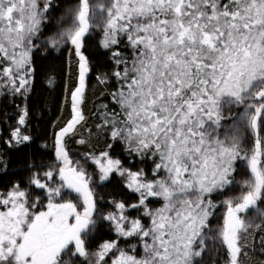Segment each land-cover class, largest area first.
I'll use <instances>...</instances> for the list:
<instances>
[{
  "label": "snow or ice",
  "instance_id": "1",
  "mask_svg": "<svg viewBox=\"0 0 264 264\" xmlns=\"http://www.w3.org/2000/svg\"><path fill=\"white\" fill-rule=\"evenodd\" d=\"M0 98V264H264V0H0Z\"/></svg>",
  "mask_w": 264,
  "mask_h": 264
},
{
  "label": "rangeland",
  "instance_id": "2",
  "mask_svg": "<svg viewBox=\"0 0 264 264\" xmlns=\"http://www.w3.org/2000/svg\"><path fill=\"white\" fill-rule=\"evenodd\" d=\"M93 56L95 61L99 64H103L107 59L102 50L93 48L92 49ZM48 69V74L44 76L41 81L47 80L48 76H53L56 78L54 89L51 91L48 102H47V112L48 119L46 120H33V130L37 132L38 135L49 136L51 123L55 122L57 119L63 120V115H61V109L63 108V112L67 113V107L62 105V95L63 89L60 87L61 83L67 80L66 72H67V54L65 53L61 56L60 53H54L53 58L50 60L41 61ZM74 63V61H73ZM92 83L95 84V80H92ZM95 99V97H93ZM92 104L89 103L87 108L88 110L92 109ZM23 154L21 153V156ZM119 190V189H117ZM118 193L117 191L114 192ZM107 196V195H105ZM259 259V257H256Z\"/></svg>",
  "mask_w": 264,
  "mask_h": 264
},
{
  "label": "trees",
  "instance_id": "3",
  "mask_svg": "<svg viewBox=\"0 0 264 264\" xmlns=\"http://www.w3.org/2000/svg\"><path fill=\"white\" fill-rule=\"evenodd\" d=\"M54 85L49 86L47 84V80L39 81L36 85V91L31 99L32 106L34 108L33 120H46L48 119L47 112V102L50 96L51 91L54 89ZM19 103V101H17ZM14 112V108L11 106V101L9 99L0 98V120H4L5 113L8 114V118ZM14 122V121H13ZM4 124L0 123V127H3ZM13 159L21 158V154H12ZM6 179L2 175H0V181ZM115 191L119 192L114 185H110L107 188L101 190V194L108 195L109 193H114Z\"/></svg>",
  "mask_w": 264,
  "mask_h": 264
}]
</instances>
